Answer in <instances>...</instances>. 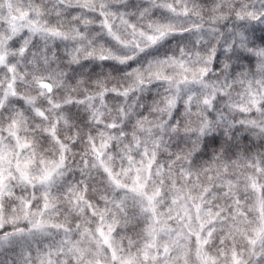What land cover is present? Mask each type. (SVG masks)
Here are the masks:
<instances>
[{
    "label": "clouds",
    "instance_id": "clouds-1",
    "mask_svg": "<svg viewBox=\"0 0 264 264\" xmlns=\"http://www.w3.org/2000/svg\"><path fill=\"white\" fill-rule=\"evenodd\" d=\"M0 264H264V0H0Z\"/></svg>",
    "mask_w": 264,
    "mask_h": 264
}]
</instances>
